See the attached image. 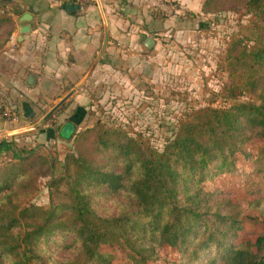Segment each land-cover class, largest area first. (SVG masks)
Returning <instances> with one entry per match:
<instances>
[{"label": "trees", "instance_id": "trees-1", "mask_svg": "<svg viewBox=\"0 0 264 264\" xmlns=\"http://www.w3.org/2000/svg\"><path fill=\"white\" fill-rule=\"evenodd\" d=\"M235 4L250 17L226 42L222 92L251 99L185 110L160 147L100 119L74 128L60 162L67 198L46 206L21 203L36 189L45 157L0 137V154L10 152L0 164V264H114L117 255L123 264H156L165 248L176 253L167 264H264V231L239 237L240 198L203 187L218 175L241 174L239 156L264 161L247 146L264 137V0H201L199 11ZM61 111L46 118L52 124ZM84 114L73 110L68 119L78 124ZM255 171L262 184L246 196L247 206L262 209L264 167Z\"/></svg>", "mask_w": 264, "mask_h": 264}, {"label": "crops", "instance_id": "crops-1", "mask_svg": "<svg viewBox=\"0 0 264 264\" xmlns=\"http://www.w3.org/2000/svg\"><path fill=\"white\" fill-rule=\"evenodd\" d=\"M2 1L0 98L17 119L0 115V135L23 138L32 146L59 145L74 128L86 125L81 126L86 110L93 108V90L108 93L143 79L158 81L169 69L158 37L150 35L155 29L166 33L163 21L150 12L157 0H91L82 6L73 0ZM68 2L78 7L66 8ZM23 12L30 18L28 29L20 32ZM12 33L15 44L9 41ZM145 36L153 40L149 47ZM55 108L63 111L51 124L46 115ZM73 110H85L78 124L68 119ZM65 122L72 126L67 137L58 133Z\"/></svg>", "mask_w": 264, "mask_h": 264}, {"label": "rangeland", "instance_id": "rangeland-1", "mask_svg": "<svg viewBox=\"0 0 264 264\" xmlns=\"http://www.w3.org/2000/svg\"><path fill=\"white\" fill-rule=\"evenodd\" d=\"M183 1L184 4H180V0H157L150 9L163 21L160 26L166 30V33H158L159 29H155V33L150 34L158 37L159 52L169 62L165 76L158 81L143 79L108 93H101V89L98 92L93 90V108L86 110L81 126L100 119L107 127L119 126L133 134L139 133L142 139L160 147L185 110L199 105L225 106L234 101L251 99L248 94L228 98L222 92L223 84L228 80L224 59L226 42L238 25L249 19L250 14L239 4L226 5L216 13L203 14L197 9L201 0ZM169 15L170 23L166 24ZM96 92L98 95H95ZM71 130L72 126L65 122L58 133L67 137ZM70 145L67 140H61L59 145L40 142L35 146L20 137L14 140L16 149L31 147L45 157V162L35 169L36 189L22 198L21 203L28 200L46 206L49 200L59 202L67 198V185L62 177L60 162ZM247 146L253 152L260 150L264 159V137L251 139ZM5 153L0 154V164L9 158L10 152ZM238 160L241 174L218 175L205 181L203 187L210 189L216 186L230 193L234 199L240 198L238 215L243 220L244 229L239 237L252 238L264 231V205L262 209L249 208L246 196L252 190L261 188V177L255 167H264V161L253 165L251 160L241 156ZM51 180L56 181V188L49 185ZM54 255L62 257L64 253L56 251ZM118 257L114 259V264H123V258ZM159 257L156 264H167L176 258V253L165 248Z\"/></svg>", "mask_w": 264, "mask_h": 264}, {"label": "built area", "instance_id": "built-area-1", "mask_svg": "<svg viewBox=\"0 0 264 264\" xmlns=\"http://www.w3.org/2000/svg\"><path fill=\"white\" fill-rule=\"evenodd\" d=\"M76 3H78L80 6L85 5L87 2H90L91 0H73ZM9 41L11 44H15V34H10ZM0 115L8 120L15 121L17 119L16 112L12 109V107L9 105L8 101L4 98H0Z\"/></svg>", "mask_w": 264, "mask_h": 264}, {"label": "water", "instance_id": "water-1", "mask_svg": "<svg viewBox=\"0 0 264 264\" xmlns=\"http://www.w3.org/2000/svg\"><path fill=\"white\" fill-rule=\"evenodd\" d=\"M66 8L72 9L73 7H78V4H74L73 2H68L66 3ZM30 14L28 12H23L20 17V23L21 26L19 28L20 32H24L25 30L28 29V25L26 24V21L29 20ZM153 43V40L151 36H145L144 38V44L149 47Z\"/></svg>", "mask_w": 264, "mask_h": 264}]
</instances>
